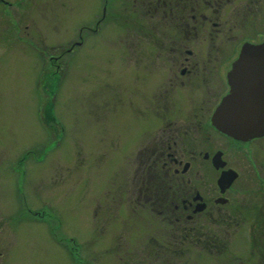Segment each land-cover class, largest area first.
Masks as SVG:
<instances>
[{
	"label": "rangeland",
	"instance_id": "obj_1",
	"mask_svg": "<svg viewBox=\"0 0 264 264\" xmlns=\"http://www.w3.org/2000/svg\"><path fill=\"white\" fill-rule=\"evenodd\" d=\"M8 1L0 3V264H264V220L253 232L243 218L224 229L191 225L145 198L139 152L154 126L139 105L154 94L135 69L164 60L150 41L164 11L158 0ZM250 2L224 0L213 13L200 0L202 56L216 55V42L229 67L246 39L260 40L264 5L255 13ZM251 158L235 155L239 191Z\"/></svg>",
	"mask_w": 264,
	"mask_h": 264
},
{
	"label": "flooded vegetation",
	"instance_id": "obj_2",
	"mask_svg": "<svg viewBox=\"0 0 264 264\" xmlns=\"http://www.w3.org/2000/svg\"><path fill=\"white\" fill-rule=\"evenodd\" d=\"M202 1L213 13L219 12L217 8L224 2ZM199 2L158 0V7L164 11L158 24L152 22L156 26L150 32V41L151 45L158 43L157 47L164 51V60L152 61V67L135 69V74L140 70L148 74L154 94L149 104L139 105L141 118L149 116L154 126L153 138L139 152L141 164H145L147 170L146 180L150 183L147 191L142 192L151 207H155V212H172L174 221L188 220L191 225L209 221L229 228L243 218L253 221L252 232L258 231V223L264 220V136L238 139L220 130L213 117L222 100L232 91L228 77L243 45L264 44V25L257 29L260 40L246 39L229 67H224L225 48L214 42L216 55L211 52L207 57L202 56L199 49L200 17L205 22L208 19L199 12ZM0 3L13 6L8 0H0ZM247 4L258 13L264 0H251ZM248 13L244 12L246 21ZM212 25L219 26L217 21ZM214 32L211 35L214 34L213 41H216ZM157 33L160 39L155 37ZM171 52L174 53L172 59ZM146 105L149 106L145 108ZM141 142L146 144V137ZM244 154L249 158L251 154L252 158L243 193L233 185L241 177L235 155ZM239 192L243 197L241 202L237 200Z\"/></svg>",
	"mask_w": 264,
	"mask_h": 264
},
{
	"label": "water",
	"instance_id": "obj_3",
	"mask_svg": "<svg viewBox=\"0 0 264 264\" xmlns=\"http://www.w3.org/2000/svg\"><path fill=\"white\" fill-rule=\"evenodd\" d=\"M228 80L232 91L215 111L214 123L241 140L264 136V44H244Z\"/></svg>",
	"mask_w": 264,
	"mask_h": 264
}]
</instances>
